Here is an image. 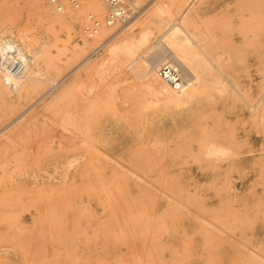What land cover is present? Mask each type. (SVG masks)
Listing matches in <instances>:
<instances>
[{"label": "rangeland", "instance_id": "374dc122", "mask_svg": "<svg viewBox=\"0 0 264 264\" xmlns=\"http://www.w3.org/2000/svg\"><path fill=\"white\" fill-rule=\"evenodd\" d=\"M58 1L63 11L66 5L82 11L79 22L71 16H45V8L55 9L49 0H0V30L12 26L18 35V27L28 29L35 42L51 41L46 47L53 46L54 53L61 49L65 56L70 49L82 47L84 38L90 40L67 67L56 73L49 69L54 74L46 79L66 78L62 88L107 46L100 48L97 34L89 36L85 30L90 14L99 19L88 5L82 0ZM237 1L208 0L199 14L209 42L215 37L231 49V66L226 67L241 79L242 94L255 97L263 83L264 46L258 42L259 51L257 42L256 47L247 43L245 36L253 33L245 32L246 16ZM160 2L181 13L186 0H149L132 18L138 16L136 23L140 22ZM106 16L104 21L101 18L103 25ZM155 36L152 42L159 37ZM254 51L263 55L258 57ZM30 55L33 61L38 58ZM55 56L58 63L60 56ZM193 65L202 82L196 60ZM131 75L122 82L108 76L96 88L97 97L92 93L87 99L85 84L81 96L73 90L46 113L43 108L53 104L60 88L55 85L48 93L53 82L43 80L38 93L46 96L45 101L35 104L40 97L36 94L23 104V108L35 106L30 113L7 126L11 117L0 120V264H264V121L250 119L256 110L254 101L246 102L250 112L239 99L235 104L209 106L202 117L194 107L158 102L143 86V77ZM128 81L138 89L134 91ZM111 100L119 103H113L115 108L119 105L117 110L121 108L115 109L117 113H112ZM87 102H96L104 110L97 105L100 110H89ZM107 102L106 109L103 103ZM21 110L16 106L12 113ZM35 116L38 120L31 119ZM82 118L84 123H94L93 138L88 129L77 125H84ZM31 120L36 121L33 127L27 123ZM57 191L68 198L65 194L56 198ZM47 194L54 202L45 198ZM44 198L56 204L54 212L39 209L49 204ZM61 198L69 203L58 201ZM61 204L72 205L68 206L72 210L64 206L69 210L64 212ZM49 213L55 221H49L53 217ZM38 216L40 223L35 220Z\"/></svg>", "mask_w": 264, "mask_h": 264}, {"label": "bare ground", "instance_id": "6f19581e", "mask_svg": "<svg viewBox=\"0 0 264 264\" xmlns=\"http://www.w3.org/2000/svg\"><path fill=\"white\" fill-rule=\"evenodd\" d=\"M40 1H43V0H40ZM207 1L208 0H186L185 5L181 9V13H176L175 11H173L166 2H160L157 6L153 7V9L150 10L148 15L146 17H144V19H142L140 22L136 23V21L138 20V16H136V18H131L126 24H124L123 26H121L119 28L118 27L119 25L118 26L117 25H113V26L107 25L106 26V24L103 25L104 23H102V19L104 21V15H105V13L107 14V11L104 8L105 6L102 3V0H82V2H84L85 5H88V8L90 10H92L93 12H95L99 16V19L102 18L101 23L103 26H101L100 30L97 33V36H98V38L101 39V41H98L97 44L99 47L100 46H102V47L107 46V48L99 56L96 55V57L92 58L94 60L88 65V67L85 69V71L84 70L80 71V69H82L86 65V63H88L91 60V58L90 59L88 58L86 61H84V63L78 67V71H80V72L73 79L72 83L69 84L68 86H63L62 88H60V86H62V84L66 81V78L65 79L61 78L60 80L59 79L48 80V79H46V77L48 75L52 76L54 74V72L56 73V72L60 71L62 68L67 67L73 60H75L76 56H79L81 50L85 49L84 48L85 45L89 44L90 40H88L87 38H84L85 41H84V45L82 47H74V48L70 49L67 56H65L64 52L60 53L61 49L58 46V44H54L56 47V48L55 47L54 48L56 50L60 49V51L57 53H54L55 50L51 49V47H53V46H50V49L48 47H46V45L49 46L51 44L50 43L51 41H48V42L46 41L47 42L46 45L44 43L43 44L38 43L39 42L38 40H37V42H35L36 38H34L35 40H33L29 37L28 29H22L21 30L18 27L17 28L18 35H16V31L12 26H3L2 29L0 30V46H1V43L4 41L11 42V44H13L18 49L20 56L26 57L29 62L27 64L22 76L19 79L15 80L13 82V84H11V85H7L4 81V79L0 76V120H3L4 118H7V117H11L12 120H10L8 122V124H6V126H7V125L11 124L13 121H16L17 119H19L21 116L30 113L32 111L33 107H35V106L32 105L28 108H23V104H24V102L29 100L32 96L39 94L38 90L40 89V86L43 84V80L53 82V84L51 86L52 89L48 93L53 91L56 86H58L57 89L60 88L55 95V99H54L53 104H51V102H48V104L43 108L44 113H46L49 110H51L61 99L65 98L73 90H76L78 96H81L80 95V92H81L80 87H82L85 84H87L89 89L87 90L88 95H86V96L83 95V97L87 99L89 97V94L95 93L96 88L98 90L99 85L104 81V79H106V78L108 79V76H115V79L117 78L116 81L118 80L120 82L121 80L126 81V78L130 77L129 75L132 74L131 76H133V75L134 76L135 75L142 76L143 78H141V79H143L142 81L145 84L143 86H146V90L148 91V93L150 95H152V98L154 97L157 101L160 100L161 102H164L165 106L166 105L168 106L170 104V105H173V106L175 105V106H179V107L180 106H188V107H192V108L194 107L193 109H195V111L198 112L203 117V115L206 114V111H205L206 108L210 109L209 106L212 107L214 105L216 107L218 105H224L227 102L233 103L234 101H238L239 99H242L245 107H247L246 102L248 103L251 100V101H254L253 105L255 106L254 108L256 110L254 113H250V119L255 120V121L256 120L264 121V77H263V81H262L263 83H262V87H261L262 91L260 89L261 93L259 95L252 97L251 96L252 93H251L247 96V95H244V91L242 94L241 85L239 82L241 79L238 80L237 79L238 77L236 78L233 74L234 71L229 72V70L226 67V65H228L231 62L230 61L231 49H226L225 47H223V45L215 37H213L211 42H209V40L207 39L209 32L207 30L206 24L201 23V17L199 14L200 6L204 3H206ZM254 1H256L257 4ZM66 2L67 1L65 0V3ZM135 2H136L135 5L137 7L139 5L140 10H143V9H145L147 4L149 3V0H136ZM236 3H238V4L242 3L240 5L241 6L243 5L244 15L246 16L245 22H244L245 27H246L245 32L252 31V33H253V36L249 37L247 35V38L245 36L247 43L249 45H251V43H253V42L254 43L259 42V43H261L260 46H262V44L264 46V0H244V1L242 0V2H241V0H238ZM68 4H69V2H68ZM239 6H237V7H239ZM55 9L53 10V8H45L43 10V12H44L45 16H48V17L53 18V19L58 18L59 16L62 15V16L74 17L76 19V21H78L81 17H83L82 11L80 13L78 10H74L76 8L73 9L69 5H66V9L64 11H63V5H62V11H59V13H58V10L55 12ZM60 12H62V13H60ZM156 15L161 16L162 20L161 21L158 20V22H157L156 18H155ZM219 21L220 20H218V22ZM225 21H226V19H225ZM164 22L166 23L165 27L163 25ZM220 23H218V25ZM222 23H225V22H222ZM240 24L242 25V22ZM116 27H118V28H116ZM203 27H204V29H203ZM243 28H244V26H243ZM127 29H129V30H127ZM6 32H10V34L6 35ZM46 32H50V30H47ZM229 32H231V31H229ZM155 35L159 36V37L156 41L152 42L151 40H153L152 38ZM221 35H222V33H221ZM30 36H32L31 33H30ZM37 38H39V37H37ZM103 43H105V44H103ZM259 43H258V45L255 43V47H256V45L258 47ZM103 45H105V46H103ZM251 46L253 47L254 44H252ZM260 46H259V48H260ZM255 47H254V49H256ZM263 48L264 47H262V49ZM34 50H36V51L34 52ZM260 50H261V48L259 49V51ZM96 51H97V48H96ZM255 51H257V50H255ZM31 53L32 54L35 53V55L38 56V58L35 60L36 63H35V66L33 68H31V67L33 66V64H34L33 62H35V61H33V56L30 55ZM259 53L262 54V52H258V54ZM55 54H58L60 56L59 57L60 60L58 59L59 60L58 63H55L54 58H57L55 56ZM254 54H257V52H255ZM258 54H257V56L259 57ZM166 60H170V61L175 62L177 67L180 70L182 79L184 81L183 86L180 89L173 88L171 85H169L167 82H165L162 79V77L159 75L158 69L161 66V64L163 62H165ZM194 60H196V63H197L198 69H199L198 72H200L202 75V82H200L198 80L197 72L195 71L194 65H193ZM261 62H262L263 76H264V55L262 56ZM228 66H231V65H228ZM49 69H52L54 72H52V70H49ZM125 76H127V77H125ZM68 77L69 76H67V78ZM119 78H120V80H119ZM130 82H132V84H134L135 83L134 78H133V81L130 80ZM130 82L128 81L129 85L131 86L132 84ZM136 84H139V83L136 82ZM132 86H131V88H132ZM133 88H135L134 91L136 89H138L137 86L133 87ZM144 90H145V88H144ZM146 90L144 92H146ZM45 93H47V92H45ZM257 93H259V91ZM41 95H44V94H41ZM41 95L38 98V100H36L35 104H37L38 102L42 103L43 101H45L46 96L43 97ZM253 95H255V94H253ZM93 96H96V95L94 94ZM108 97L110 98V96H108ZM99 101L97 98L96 102L98 103ZM111 101H112V103L110 102L111 106L113 105V108H114V111H113V108L110 106L112 108L111 110L113 111L112 113H114V112L117 113L116 111H119L121 108L117 110V107H119V105L116 106V108H115L114 107L115 106L114 104H116L115 100H114V102H113V100H111ZM157 101H155V102H157ZM100 102L101 103H99V104L102 105V101H100ZM239 102H241V101H239ZM92 103L93 102H91V104ZM87 104H89V108H87L89 110L91 107H92V109L94 107L97 108L96 105L98 107H101L98 104H96V105L92 104L94 106L90 105V103H88V102H87ZM103 104H104L103 107H105V105H107L109 103L107 102L106 104L105 103H103ZM117 104H119V103H117ZM234 104H235V102H234ZM109 105H107V106H109ZM16 106H21V109H22L18 114L12 113V111L14 110V108ZM171 107H169V109L167 107L168 112H169ZM181 108H179V110ZM184 108L185 107H183V109ZM254 108H253V110H254ZM97 109L100 110L99 108H97ZM101 109L104 110V108H102V107H101ZM115 109H116V111H115ZM247 110H248V107H247ZM250 110H252V109H250ZM250 110H248V111L250 112ZM95 111H96V109H95ZM171 111L173 112V110H171ZM174 111H175V109H174ZM212 111H210V112H212ZM87 112H88V114L90 113L89 111H86V113ZM84 113H85V111H84ZM198 113H195V114H198ZM93 114H94V112H93ZM94 115H93V118H95ZM84 116H86V114ZM209 116H210V114H209ZM37 117L38 116H35V118H31V119L32 120H34V119L38 120ZM83 118H85V117H83ZM83 118H82V121L84 123ZM89 118H91V117H89ZM86 119L90 121V119H88L87 117H86ZM32 120L29 122L27 121L28 124L30 123V126L28 125L29 127H33L32 126V125H34L33 122L34 123L36 122V121H32ZM87 120L83 126H81L79 123L77 125L82 127L85 130L88 129L87 133L92 136L91 131H93L92 128L95 125L92 122L93 121L92 118H91V120H92L91 125L92 126L90 125V122ZM76 121L78 122V120H76ZM94 122L97 124L95 119H94ZM205 122H207V121H205ZM96 137H98V136L94 135L95 139H96ZM90 138H93V136ZM235 154L237 155V153H235ZM233 156H234V153H233ZM97 177L98 176L96 175V178ZM63 185H64V183H63ZM56 188H54V190ZM83 189H85V188H83ZM81 190L79 191V193L81 192ZM61 191H65V189H62ZM61 191H57L58 194L55 195V197L57 196L60 198L62 195L63 196L67 195L65 193L66 191L63 192V194ZM49 192H48V194H49ZM40 193H41V191H40ZM79 193H78V195H79ZM50 195H54V193L53 194L50 193ZM50 195H48V196H50ZM48 196L45 198L50 199L52 197V196H50L48 198ZM68 196L69 195H67L66 198H68ZM45 198H44V200L46 203L49 202V204H51L50 200H52L54 202V199H53L54 197H52V199H50V200H47L48 202L46 201ZM66 198L64 197V199H66ZM39 199H40V197H39ZM61 199L63 201H61V200H58V201L65 203L64 199L63 198H61ZM29 200H30V198H29ZM41 200L43 202V199H41ZM41 200H40V203L42 204ZM58 201H56V202L58 203ZM45 202H43V203H45ZM53 202H52V204L54 206L52 204L50 206H49V204L48 205L46 204L47 208L45 205H44V207L41 205L42 207L40 206V208H39L38 207V205H40V203H39L37 205V208H39L41 211L44 210L43 208H45V211L47 209H49L50 213L54 212L52 210H53V207L56 208V206H55L56 204ZM66 203H69V200ZM62 204H61V206H62ZM32 206H30V207H32ZM64 206L65 205L62 206L63 208L61 207L63 211L65 210ZM68 206H70V204L65 206L66 209L72 210L70 208V207H72V205L69 208H68ZM48 207H52V208H48ZM57 207H60V206H58V204H57ZM55 208H54V210H55ZM38 210L36 209V212H38L37 214L41 215L40 214L41 212ZM49 210H48V212H49ZM68 211H66V212H68ZM55 212H56L55 214H58V209ZM45 213H43V214H45ZM47 213H46V216H48ZM50 213H49V216L53 215V217L52 216H51L52 218L47 217L50 219V220L49 219L48 220L51 221V219H52L55 221V219H53V218L54 217L56 218V216H54L53 213L52 214H50ZM39 218L41 219V216L36 217L35 220L38 219V221H39ZM18 220H19V222L17 221V223H20L19 218H18ZM48 220H47V222L45 221V223H48ZM36 223H37V221L35 222V224ZM39 223H40V221H39ZM45 223H43V225ZM38 224L36 225L37 227L42 226V225H38ZM23 225H24V223H23ZM37 227H36V230H37ZM18 229H23V228L18 227ZM38 229H40V228H38Z\"/></svg>", "mask_w": 264, "mask_h": 264}, {"label": "built area", "instance_id": "2783aa9c", "mask_svg": "<svg viewBox=\"0 0 264 264\" xmlns=\"http://www.w3.org/2000/svg\"><path fill=\"white\" fill-rule=\"evenodd\" d=\"M56 10H62V4L58 0H49ZM107 9V16L105 19L106 25H124L132 17H134L140 8L134 3V0H102ZM101 20L89 15L88 21L85 24V30L89 36L98 33L101 28ZM28 59L21 57L18 49L9 41H4L0 46V76L4 79L7 85L19 79L27 64ZM159 75L162 79L175 89H180L183 86V79L176 63L166 60L158 69Z\"/></svg>", "mask_w": 264, "mask_h": 264}]
</instances>
